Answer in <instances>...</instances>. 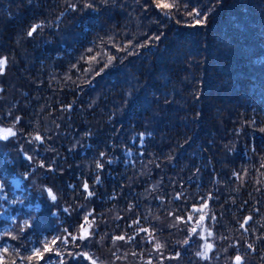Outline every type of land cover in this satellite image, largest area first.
Segmentation results:
<instances>
[{"label":"trees","instance_id":"obj_1","mask_svg":"<svg viewBox=\"0 0 264 264\" xmlns=\"http://www.w3.org/2000/svg\"><path fill=\"white\" fill-rule=\"evenodd\" d=\"M0 60V264H264V0H0Z\"/></svg>","mask_w":264,"mask_h":264},{"label":"snow or ice","instance_id":"obj_2","mask_svg":"<svg viewBox=\"0 0 264 264\" xmlns=\"http://www.w3.org/2000/svg\"><path fill=\"white\" fill-rule=\"evenodd\" d=\"M166 7H167V6H166ZM35 30H36V29L34 28L33 31H35ZM29 35H32V32H29ZM5 63H6L5 60H0V67H2ZM7 131H8V134H9V135H15V133H12L10 129L7 130ZM7 138H8L7 136L4 137V139H7ZM36 139L39 140V139H41V137L37 136ZM98 167H99V165H98ZM84 188H85V190H87V189H88V185L85 184V185H84ZM88 194H89V195H92L91 192H89ZM49 196H50L53 200L56 199V197L52 194L51 190H49ZM206 206H207V205H205V207H206ZM203 219H204V217H201V220H203ZM85 220H87V217H85ZM241 226L243 227V225H241ZM82 229H83V226H82ZM142 231H147V229H142ZM195 231H196V230L193 229V232H194V233H195ZM88 235H89V234H88L87 230H86V229H83V234L81 235L80 239H85ZM209 235H211V233H209ZM72 239L75 240L76 237H72ZM117 239H121V240H123L124 237H123V236H121V237H117ZM53 243H55V241H53ZM159 247H160V245H157V248H159ZM210 248H211V245H206L205 252H204V253H201V255H206L207 250L210 249ZM44 251H51V249L48 248L47 245H45ZM33 255L36 256V257H41V256H42V253H40L39 250H34ZM57 255H59V253H57ZM84 255L86 256L87 254H84ZM29 259H32V257H29ZM235 259H236L237 264H240L241 257L237 256ZM61 264H63V262H61ZM93 264H95L94 261H93Z\"/></svg>","mask_w":264,"mask_h":264},{"label":"rangeland","instance_id":"obj_3","mask_svg":"<svg viewBox=\"0 0 264 264\" xmlns=\"http://www.w3.org/2000/svg\"><path fill=\"white\" fill-rule=\"evenodd\" d=\"M7 130H9V128H7V127H2V128H0V135H6V134H8V131Z\"/></svg>","mask_w":264,"mask_h":264}]
</instances>
